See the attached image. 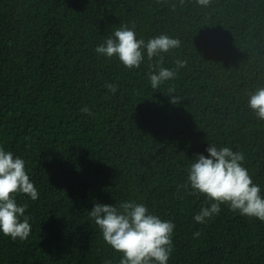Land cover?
Wrapping results in <instances>:
<instances>
[{
	"label": "trees",
	"instance_id": "obj_1",
	"mask_svg": "<svg viewBox=\"0 0 264 264\" xmlns=\"http://www.w3.org/2000/svg\"><path fill=\"white\" fill-rule=\"evenodd\" d=\"M122 25L178 38L161 54L175 76L153 88L157 57L126 67L97 53ZM261 86L264 0H0V145L39 190L17 194L32 230L0 236V264H118L88 211L129 199L174 222L168 264H264V220L222 203L197 223L208 201L186 186L216 144L243 154L264 194V119L247 103Z\"/></svg>",
	"mask_w": 264,
	"mask_h": 264
},
{
	"label": "clouds",
	"instance_id": "obj_2",
	"mask_svg": "<svg viewBox=\"0 0 264 264\" xmlns=\"http://www.w3.org/2000/svg\"><path fill=\"white\" fill-rule=\"evenodd\" d=\"M197 3L207 4V0ZM179 45L178 38L164 33L147 40L138 38L133 28L122 25L98 43L95 51L106 57L115 56L126 67H138L145 55L149 60L157 57L151 66L155 70L147 73L150 85L156 88L176 74L173 68L162 65L161 54ZM183 63L176 60L177 66ZM107 87L115 90L114 85ZM171 102L175 103L176 98L172 97ZM247 103L258 118L264 119V86L250 92ZM82 110L88 111L86 107ZM205 152L197 153L187 168L186 186L203 194L208 201L194 212L192 219L205 222L225 203L242 215L264 220V194L241 163L243 154L216 144H209ZM17 194H24L32 201L39 198L25 159L0 145V236L23 241L31 234L32 218L26 212L27 203L18 202ZM88 215L95 221L104 242L120 253L118 264H168L174 222L161 218L144 202L132 199L119 204L95 202ZM103 264L111 261L105 260Z\"/></svg>",
	"mask_w": 264,
	"mask_h": 264
}]
</instances>
